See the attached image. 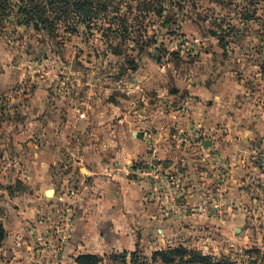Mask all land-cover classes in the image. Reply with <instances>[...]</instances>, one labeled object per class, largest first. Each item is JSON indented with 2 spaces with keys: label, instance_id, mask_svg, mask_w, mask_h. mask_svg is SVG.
Wrapping results in <instances>:
<instances>
[{
  "label": "rangeland",
  "instance_id": "rangeland-1",
  "mask_svg": "<svg viewBox=\"0 0 264 264\" xmlns=\"http://www.w3.org/2000/svg\"><path fill=\"white\" fill-rule=\"evenodd\" d=\"M6 1L0 264H79L94 255L69 245L79 204L47 197L26 176L57 109L107 99L157 112L143 115L147 125L134 133L146 154L127 174L145 185L146 225L135 217L127 230L138 231L135 247L95 254L98 264H131L123 252L134 253L135 264H162L153 253L179 248L186 253L174 264H264V0H116L134 29L125 38L99 22L37 31L16 15L18 0ZM145 76L151 89L133 81Z\"/></svg>",
  "mask_w": 264,
  "mask_h": 264
},
{
  "label": "crops",
  "instance_id": "crops-1",
  "mask_svg": "<svg viewBox=\"0 0 264 264\" xmlns=\"http://www.w3.org/2000/svg\"><path fill=\"white\" fill-rule=\"evenodd\" d=\"M133 81L143 89L154 85L148 76ZM97 102L99 106L82 111L77 107L55 111V123L41 127L45 148L31 162L26 176L36 189L46 188L44 193L49 183L56 182L53 194L79 204L77 231L69 242L77 254L132 250L138 231L127 235V230L134 231L130 222L145 208V185L127 174L146 154L145 143L134 133L147 125L143 115H154L157 108L153 106L147 113L132 107V100ZM141 224L146 225L142 220Z\"/></svg>",
  "mask_w": 264,
  "mask_h": 264
},
{
  "label": "trees",
  "instance_id": "trees-1",
  "mask_svg": "<svg viewBox=\"0 0 264 264\" xmlns=\"http://www.w3.org/2000/svg\"><path fill=\"white\" fill-rule=\"evenodd\" d=\"M137 1H141L140 3L144 5L148 4L145 0ZM0 4L7 6V1L0 0ZM120 4L116 0H18L16 15L31 23L37 31L51 32L60 24H66L68 29L74 30L75 23L86 24L89 29L91 25L96 27L95 23L99 22L107 23V27L99 25V30L124 34L123 38H125L134 29L129 31L130 26L127 25L125 19L120 17L121 15H118ZM161 11L162 9L153 12L160 14ZM3 12L6 13L4 9ZM5 236V229L0 222V247ZM185 253L180 248L159 251L153 253L152 259L155 261L160 258L162 264H174L177 258L183 259ZM127 255L131 264H135V254L123 252L124 257ZM193 256L197 258L198 255L193 253ZM77 262L79 264H98L99 258L95 255H84L79 256ZM123 264H126L125 261Z\"/></svg>",
  "mask_w": 264,
  "mask_h": 264
},
{
  "label": "water",
  "instance_id": "water-1",
  "mask_svg": "<svg viewBox=\"0 0 264 264\" xmlns=\"http://www.w3.org/2000/svg\"><path fill=\"white\" fill-rule=\"evenodd\" d=\"M210 143H209V141L208 140H206L205 142H204V146H207V145H209ZM45 195L47 196V197H51V196H53V190H48V191H46L45 192Z\"/></svg>",
  "mask_w": 264,
  "mask_h": 264
}]
</instances>
